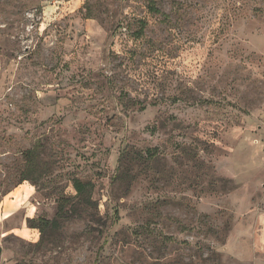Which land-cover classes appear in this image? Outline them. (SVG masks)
<instances>
[{"label":"rangeland","instance_id":"374dc122","mask_svg":"<svg viewBox=\"0 0 264 264\" xmlns=\"http://www.w3.org/2000/svg\"><path fill=\"white\" fill-rule=\"evenodd\" d=\"M0 249L264 264V0H0Z\"/></svg>","mask_w":264,"mask_h":264},{"label":"trees","instance_id":"16d2710c","mask_svg":"<svg viewBox=\"0 0 264 264\" xmlns=\"http://www.w3.org/2000/svg\"><path fill=\"white\" fill-rule=\"evenodd\" d=\"M151 155H154L151 153ZM28 180L24 179L23 181ZM74 189L76 191L75 198L77 199V204L71 205L69 209H66L68 204V199L61 198L60 201V208L59 213L57 217L52 220H41L38 225H32L31 228L38 229L41 233V239L40 242L44 240L43 236H45L46 231L54 230L57 231L62 226L63 221H67L74 217L75 214H78V208L79 207H91L93 204L92 201V192H93V186L90 183H83L79 180L74 181ZM1 254V249H0Z\"/></svg>","mask_w":264,"mask_h":264},{"label":"crops","instance_id":"0c3cea01","mask_svg":"<svg viewBox=\"0 0 264 264\" xmlns=\"http://www.w3.org/2000/svg\"><path fill=\"white\" fill-rule=\"evenodd\" d=\"M2 211V210H1Z\"/></svg>","mask_w":264,"mask_h":264}]
</instances>
